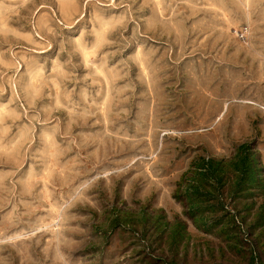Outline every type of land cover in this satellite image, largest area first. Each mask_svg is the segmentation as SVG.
Wrapping results in <instances>:
<instances>
[{
  "label": "rangeland",
  "instance_id": "374dc122",
  "mask_svg": "<svg viewBox=\"0 0 264 264\" xmlns=\"http://www.w3.org/2000/svg\"><path fill=\"white\" fill-rule=\"evenodd\" d=\"M0 264H264V0H0Z\"/></svg>",
  "mask_w": 264,
  "mask_h": 264
}]
</instances>
